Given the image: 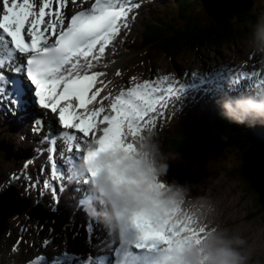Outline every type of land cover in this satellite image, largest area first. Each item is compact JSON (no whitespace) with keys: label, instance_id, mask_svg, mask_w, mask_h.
<instances>
[{"label":"snow or ice","instance_id":"6c2138e0","mask_svg":"<svg viewBox=\"0 0 264 264\" xmlns=\"http://www.w3.org/2000/svg\"><path fill=\"white\" fill-rule=\"evenodd\" d=\"M87 3L88 0H81V10L67 17L64 9L68 0H55V4L54 0H0V104L7 97L12 111L38 104L58 115V124L53 122L51 126L53 134L44 136L51 144L48 159L53 175L57 171L54 155L58 151L55 132L69 144L70 152L74 146L84 159L94 158L97 152H132L134 145L127 142L128 138L155 126L157 116L162 114L158 108H166L168 99L179 98L183 91L182 86L177 88L163 77L145 79L102 96L111 81L106 80L108 73L97 70V66L109 46L114 47L121 29L128 28L130 13L141 4L138 0H91L90 6L84 7ZM116 75L120 76V71ZM240 83V77H236L229 85ZM261 83L264 79L255 84ZM42 123L35 121L37 126ZM77 133L83 134L84 145L96 143L97 151L84 153ZM96 174L91 171L93 177ZM113 177L116 183L124 182L116 173ZM41 183L50 187L47 180ZM60 190L51 187L55 197ZM173 216L174 213L148 210L133 213L129 221L139 233L136 247L153 251L160 246L159 253L167 254L166 260L172 259L173 245L182 242L185 232L198 235L187 222L174 220Z\"/></svg>","mask_w":264,"mask_h":264},{"label":"rangeland","instance_id":"374dc122","mask_svg":"<svg viewBox=\"0 0 264 264\" xmlns=\"http://www.w3.org/2000/svg\"><path fill=\"white\" fill-rule=\"evenodd\" d=\"M138 2L141 4V7L139 9H133V12L130 13L129 19L127 21L128 34L125 38V41L128 42V45L127 44L124 45V42L122 41L123 37L121 39V36H118L116 39L117 45L113 48L112 47L108 48L110 57H117L119 59L121 58L124 59L120 69L116 68L118 70L115 69L110 72L111 77L108 80L111 81V83H109L110 86L109 92L113 91V93H116L118 90L122 88H126L127 86L133 83H138L139 81H143L145 79H152V80L156 79L157 74L158 75L162 74L164 75L162 77H167L168 79H170V78L178 77L180 73L183 74V71L190 72V70L192 69L198 71H204L207 69L237 68L242 72H245L246 70L258 71L260 69H264V62H263L264 59H262L258 55L252 54L251 52L248 43L250 36L248 38H245L244 41L240 40L237 43L231 44L229 46L225 44H221L220 46H216L214 44H208L195 51L189 50L175 59H171V58L168 59V57L165 55H161L159 58L156 59L155 56H151V53L149 51L140 52V53L133 52L135 50V47L138 46L137 42L139 40V36H136V34L142 30L143 22L147 19V17H149L151 13H160L159 15H162L161 13H163L165 9L164 5L172 4L173 0H164L162 2H159L157 5H153V6H151V3L149 6H146L143 0H138ZM78 7H81V4L75 5L73 9ZM153 7L156 8L153 9ZM258 7L261 9V12L262 11L264 12V0H259ZM73 9H70V12ZM104 63L106 62L104 61ZM117 71H120L121 73L120 76L116 75ZM132 77L136 78L135 81L132 80ZM190 100H186L185 98H183L179 102V105L182 106L183 108V110H180L181 117L178 116V122L176 124V127L179 130L183 129L186 123L192 124L197 119L196 112L199 111L200 105L199 103L191 104ZM192 100L195 101V99L193 98ZM3 119L5 118L3 117ZM165 124L166 122H163L160 125L164 127ZM27 126H28L27 124H24V127L26 128L22 129L23 132L27 131ZM149 127L153 128V126L151 125ZM160 127H154V131L156 132L164 131ZM16 131L17 129L14 130L13 132L14 135ZM23 132L20 131L19 133L16 134V136L18 137L17 142L14 141L12 142L9 139H4V140L6 143L9 144L11 143V145L17 151L18 149L27 146V144L30 142V139L28 137H25V141H22L21 136L23 135ZM39 137L40 134L38 138ZM157 140L160 144L162 152L164 153L161 145V133L157 135ZM11 145L9 150L14 152L13 147ZM232 153L227 152L226 154L236 155V153L233 154ZM166 155L169 157L170 162H169L167 175L164 176L163 178L165 181L169 183L176 182L182 185H189L192 187L194 195L196 194L202 195L204 193L203 192L204 190L214 185L216 181L218 182V184H215L214 187L215 190H218V192H220L222 189H224L222 190L224 191V197L226 199L228 198L227 201H229L228 203H230L231 205L229 204L226 205L220 201L219 202L216 201L214 203L216 204L215 222L217 221L216 222L217 224L222 222L220 225H223V227L230 229L232 232L236 234H239L247 241L249 254H251V258L249 261L251 262V264H264V238H261L258 235V232L260 230L264 231V218H263L264 211L262 212L260 208L262 205L261 203L258 202L256 195L247 188V183L240 176V174L239 173L237 174L236 172L232 171L229 162L223 160L226 157H222L223 159L220 158L212 161L211 162L212 165L209 164L207 167V174L204 176L202 174L200 180H198V182H201V184L197 183L196 185L193 179L197 173V170L195 168L194 169L192 168V172L188 173L186 172L187 171L186 165L184 163H182L179 159H177L173 155H168V154ZM176 169H180L181 171H183L184 174V177L181 180L179 179V182L176 180L174 175H172V172L174 173ZM2 170L5 173L8 172L10 170L9 164L7 165L0 164V183L3 182V180L5 179V175H3L4 173L2 172ZM228 180L230 182H228ZM232 182H237L238 185L236 189L237 192L244 194L243 198L240 200V202L236 207L237 210L233 209V206L236 203L232 202V200L233 201H236V199L239 200L238 198L239 193H237V196L234 197L233 196L234 194H230L225 188L226 186L230 187V185L228 184H231ZM12 187H15V189L17 190V192H15V196L18 199H20L21 207L18 208L19 206L18 203L20 202L14 196V198L12 199L13 201L10 200L9 204L7 205L6 203L4 204L6 206L2 209V211L10 212L11 210H14V212H17L18 209L21 210L24 208L25 205L23 206L22 204H26V208L18 214L15 213V215L4 218L6 230L3 234L0 235V257L3 254H7L9 248L12 251L15 248L16 250L13 252H15L16 255L13 256L14 257L13 260L11 259L12 260L11 263L18 262V264H25L22 262L25 259L26 260L30 259L33 255H35V253L37 256V255H44L46 252H49L51 250L54 252L59 250V252L61 253L65 252L72 254L82 251L83 249L86 248L85 245L88 243L82 242V240L77 239L78 242L76 243L73 242L75 235L70 236V238H67L65 236L61 237V235H57L58 233L55 232V227H53V230L49 228V225L52 224V222L50 221L47 223L46 221L55 218L54 217L44 218V216L40 215L39 213V212H41L42 214H44L45 212L47 213L49 212V209H46V207L43 204L41 208L31 207V199L27 202V197L20 195L19 189L16 185H12V184L8 185L7 188H5V190H3L2 192L0 191V195L11 190ZM22 197H25V201L22 200ZM4 198H6V196ZM221 198L223 197L221 196ZM246 213H249L251 217L246 216L245 215ZM243 217L245 218L244 220L247 222V225L244 221L240 220ZM17 220L19 221V223H24L27 229H29L25 233L26 239L24 240V242L27 245H24L21 242L22 240L18 239L16 240L15 244L11 247L10 237L9 239L7 238L9 234L12 233L10 230L11 224H16ZM43 224L45 226H43ZM72 228L73 231H75V227ZM62 229L65 230L64 227ZM45 232L49 233L52 236L45 235L44 234ZM61 233L63 232L61 231ZM19 236L21 237V234H19ZM91 237L92 236H90V238ZM13 239H14V235H13ZM59 242H60L59 248L57 246L52 247V244L56 245ZM30 243H32L33 248H35L33 249V251L35 252H33L31 256H25L20 258L21 254H25L27 252V250H22V247L26 248ZM37 246H39V248ZM79 254L84 258V255L86 253L79 252Z\"/></svg>","mask_w":264,"mask_h":264},{"label":"clouds","instance_id":"9594fccd","mask_svg":"<svg viewBox=\"0 0 264 264\" xmlns=\"http://www.w3.org/2000/svg\"><path fill=\"white\" fill-rule=\"evenodd\" d=\"M248 43L252 54L264 59V14L252 25ZM217 103L223 119L231 123L264 126V83L237 93L223 91ZM127 142L134 145V151L97 152L94 158L80 161V170L87 174L90 189L106 206L97 212L89 205L87 210L110 229H118L133 213L143 210L174 213V220L187 222L198 235L185 232L182 242L173 245L172 259L166 260L167 254H159L160 264H248L247 241L216 224L214 202L207 195H194L189 185L163 179L170 161L162 152L154 130L146 127L143 133L129 137ZM98 147L89 142L83 152L97 151ZM91 171L97 174L93 177ZM113 173L124 182L116 183ZM69 179L74 181L75 176ZM4 187L0 185V191Z\"/></svg>","mask_w":264,"mask_h":264},{"label":"trees","instance_id":"16d2710c","mask_svg":"<svg viewBox=\"0 0 264 264\" xmlns=\"http://www.w3.org/2000/svg\"><path fill=\"white\" fill-rule=\"evenodd\" d=\"M200 3L201 0H176L173 6L176 5L178 10L180 9L178 17H169L168 21L163 18L148 21L142 47L150 46L154 53H164L175 59L181 51L182 53L187 50L195 51L208 43L232 44L238 38H246L251 33L252 25L261 15L256 5L243 14H237L221 24H215L204 12L200 13L201 11L198 10ZM233 17L235 20L232 22ZM221 113L222 109L219 116L210 119L211 124L207 122L206 126H213L214 132L208 128L203 132L196 130L193 133L189 131L177 133L176 138L168 144V150L188 161L191 168H198L199 173H204L205 164L211 155L222 152L230 143L243 148L248 145V141L259 140L258 134L250 128L240 127L223 119ZM169 151L167 153H170Z\"/></svg>","mask_w":264,"mask_h":264},{"label":"bare ground","instance_id":"6f19581e","mask_svg":"<svg viewBox=\"0 0 264 264\" xmlns=\"http://www.w3.org/2000/svg\"><path fill=\"white\" fill-rule=\"evenodd\" d=\"M81 3V0H76V3H72L71 2V0H68V5H67V7H66V9H64V12H65V15L68 17L69 15H71L73 12H75V11H79V10H81V8H75V10L73 9V11L71 12V14H70V12H69V9H71V8H73L75 5H77V4H80ZM54 4H55V0H54ZM90 4H91V0H88V3L86 4V5H88V6H90ZM152 6V5H151ZM153 9H154V7H153ZM0 12H2V6H0ZM125 33H128V31L125 29ZM108 54H109V51L107 50L106 51V55H105V58H104V60L105 61H107V60H109V63L107 64V68H105V65H103V66H100V69H98V70H100V71H106L107 73H108V75H107V77H106V80H109L110 79V77H111V75H110V72L111 71H113V70H115L116 68H121V64L123 63V61H124V59H119V58H116V57H111V60H110V57L108 56ZM168 59H170V58H168ZM103 62V61H102ZM100 64H103V63H100ZM224 75L226 74V75H231V76H229L227 79H225L223 82H222V86L224 87V86H228L229 85V82H230V80H232V79H234V78H236V77H240V79H241V83L239 84V85H235L236 87H240V89H242L243 91L244 90H246V89H250L253 85H255V83H259L260 82V80H258L257 81V79L253 76V77H250V76H247V77H245L244 75L243 76H241L240 74H235L234 73V71H231V74H227V73H223ZM201 75V73L199 72V71H196V70H194V69H192V70H190V72H189V76H188V78H186V79H184L183 80V82H184V84L182 83V85H183V91L181 92V93H185V92H187L188 94H192L193 93V91H194V89H195V87H199L200 85H204V87H207V86H211V82L209 81L210 80V77L209 78H203V76H201V77H199ZM220 75H222L221 74V72H217L216 74H213L212 76H216V77H219ZM163 75L162 74H160V75H158L157 74V78L156 79H158V78H163L162 77ZM261 80L262 79H264V73H262L261 74ZM202 78V79H201ZM156 79H153V80H156ZM169 80V79H168ZM191 81H194L193 83H191L190 84V87H189V83L191 82ZM142 83V82H141ZM195 83V84H194ZM196 85L195 87H191V85ZM130 86V85H129ZM166 86V85H165ZM174 86H176L177 88H179V86H177V84L175 83L174 84ZM201 90V94H200V96H199V98H202V99H207V95H205V93L203 92V90L202 89H200ZM112 93H113V91H112ZM115 94V93H114ZM175 102V97L173 96V97H171V98H169L168 99V101H167V105H169L170 103H174ZM97 106H99V105H97ZM104 106H105V103H104ZM0 107H2L3 109H5V114L7 115L6 117H5V119H6V121H7V123H9V122H13L14 120L13 119H10L8 116H10V113H11V115L12 116H14L19 122L20 121H24V120H26V119H29L30 118V116L26 113L27 112V110H21V109H17L16 110V112L15 111H12V109L11 108H5V106H3L2 104H0ZM106 109H107V107H106ZM159 110H161L163 113H166L167 112V110H168V108H164V109H159L158 108V111ZM17 112L18 113H20V115H18L17 114ZM171 112V111H170ZM191 114V113H190ZM171 117V116H170ZM211 120H213V119H211ZM210 123V122H209ZM211 124V123H210ZM225 127H227V126H225ZM10 128H13V127H10ZM224 129V128H223ZM225 130V129H224ZM84 137L83 138H79L78 139V143H80L81 145H84L83 144V141H84ZM21 141V140H20ZM66 142L64 141V142H62L61 143V149H63L64 148V146H66ZM256 144H258V145H260L261 146V152L263 153L264 152V150H263V148H264V142H259V143H257L256 142ZM67 147H69V144H67ZM263 147V148H262ZM19 150H21V148L19 149ZM72 151H74V149H72ZM24 153H25V156H22V159L24 160V161H27V162H29V159H31V157L33 156V152L31 151V148H29V147H26V148H24ZM64 153H65V151H64ZM76 152H71V153H69V152H66L65 154L69 157V156H71L72 154L74 155ZM44 157V156H43ZM24 163V162H23ZM21 164H22V161H18L17 163H16V166L18 167V169H19V172L18 171H15V170H11V172H4L3 170H2V172L4 173L3 175H5V180L9 183V184H14V185H16V186H18V189H19V191H21L22 189H25V190H28V188L30 189V191H32V192H34V193H36L38 196H40V197H42V200L44 199V198H46L47 199V201H45L44 202V204L46 205V206H48V208H52L53 209V211H52V214H55V216H57V217H63L64 219H67L68 217H67V215H65V214H59V211L57 210V209H55V205L57 206V204L53 201L54 200V195L52 194V192H51V189L50 188H45L44 186H43V184L41 183V181H37V179H38V177H39V172H38V174L36 175L35 174V169H36V166H37V162L36 161H34L31 165H30V167L28 168L29 170H26V167L24 168V167H22L21 166ZM170 170V169H169ZM29 171V172H28ZM32 173V175L34 174L35 175V177H34V182L33 183H31L30 184V182H29V180H28V178L29 177H27V175L25 174V173ZM172 175H174V177L176 178V180L179 182V179H180V175L179 174H176L175 172L173 173L172 172ZM85 177H86V175H85ZM164 178V177H163ZM70 182V181H69ZM79 182H80V185H84V179L82 178V179H80L79 180ZM8 184V185H9ZM215 184H218V182L216 181L215 182ZM215 184L214 185H212L210 188H208V189H206V190H204L203 192V194L202 195H207L214 203L216 202V201H220V202H223L224 204H229V205H231L230 203H228L229 201H227V199L224 197V191H222V190H224V189H222L220 192H218V190H215ZM0 185H1V183H0ZM58 185H60L61 186V189H62V195H61V197H59L58 198V206H60V205H62L63 203H65V201H66V196L67 195H69V191L64 187V184H58ZM228 185H230V187L229 186H226L225 188H226V190L230 193V194H235V192H236V186H237V183H231V184H228ZM72 187H73V191H74V193L75 194H81V192L80 191H78L77 190V188L74 186V185H72ZM14 188V187H13ZM57 188V187H56ZM58 188H59V186H58ZM14 190V189H13ZM44 191V194H42V192ZM90 189H87V193L89 194L90 193ZM37 195H33V199H32V203H35L36 202V200L37 199H39V197L37 196ZM42 195V196H41ZM221 196L223 197V198H221ZM44 197V198H43ZM71 200H69V204L70 205H75L76 204V202H75V200H73L74 199V195H72L71 196ZM217 202V203H218ZM232 202H235V201H233L232 200ZM18 208H20L21 207V203H18ZM216 205V204H215ZM57 206V207H58ZM231 208V207H230ZM58 209H59V207H58ZM88 209V208H87ZM219 213V212H218ZM246 216H248V217H251V215H249V213H246L245 214ZM78 220H80V221H82V224L84 225L85 223H91V225H93V226H95L96 228H97V230L98 229H104L105 227H106V225L105 224H103L102 222H101V220L98 218V217H94L92 214H91V212L89 211V214H88V216H84V215H79L78 216ZM219 221V220H218ZM217 222V221H216ZM222 223V222H221ZM221 223H219L218 225H220ZM217 224V223H216ZM221 227H223V225H220ZM27 227L24 225V223H19V221L17 220V223L16 224H14V225H12V227H11V232H12V234L14 235V239H16V240H18V238H19V234H21V237H22V240H23V242L22 243H24V244H26L25 242H24V240H25V233H26V231H28L29 229H27ZM61 231H62V228L59 226L58 227V232L59 233H61ZM109 231H111V229H109ZM82 235H77L76 236V238L77 239H79L80 237H81ZM112 238H113V235H112V232L110 233V232H105L104 233V235H103V237L101 238V240H100V245L102 246V249L103 250H105V252L103 253V254H106V253H108L107 251H108V246L110 245V241H114V240H112ZM21 243V242H20ZM49 245V244H48ZM54 246H57L58 248L60 247V242L59 243H57L56 245H53L52 244V247H54ZM257 250V249H256ZM249 251V250H248ZM33 253V251L31 250V249H28V253H27V255H31ZM109 254V253H108ZM14 255H16V253L15 252H13L10 248H9V250H8V253L7 254H3L1 257H0V264H18V262H14V263H11V261L14 259ZM4 256V257H3ZM110 256L112 257V253H110ZM249 256H250V258H251V254H249ZM8 257V258H7ZM13 257V258H12ZM60 258H62L63 256H59ZM152 257H154V258H156V257H158V255L157 254H154V255H152ZM98 258V255H94L93 256V259H94V261H96V259ZM250 258H249V261H250ZM12 259V260H11ZM248 261V264H251V262H249ZM35 263H37V264H44V263H46V264H81V261L80 260H74L73 262H70L69 260H66V259H63V260H58L57 258H54L53 257V255L50 253V254H48L47 256H46V259L45 260H40V259H36V261H35ZM144 263V261L143 262H141V264H143ZM95 264H97V263H95ZM147 264V263H146Z\"/></svg>","mask_w":264,"mask_h":264},{"label":"water","instance_id":"95a60500","mask_svg":"<svg viewBox=\"0 0 264 264\" xmlns=\"http://www.w3.org/2000/svg\"><path fill=\"white\" fill-rule=\"evenodd\" d=\"M205 5L208 13L213 17V19L216 22L221 23L228 20L234 14L243 13L244 11L252 8L253 0H210L206 1ZM235 150L236 151L226 147L222 151L230 153L236 152V156L237 153L240 155L242 164H238L239 162L233 153V155L229 156V158L232 165L235 167V172L242 174L248 181L249 187L256 192L257 200L261 203V208L264 210V152H261V146L258 144H253L241 151L237 149ZM235 159L237 163L235 162ZM5 196L6 198H4ZM14 196L15 192L12 190L7 191V193H5V195L3 194V196H0V235L5 228L4 218L10 217L15 213H20L25 209L24 206L23 209H18L17 212H14V210H11L10 212L2 211V209L10 203V200H12ZM5 203L6 205H4Z\"/></svg>","mask_w":264,"mask_h":264}]
</instances>
